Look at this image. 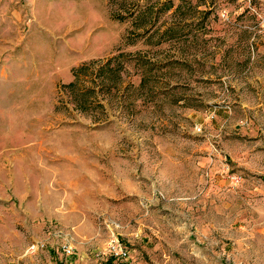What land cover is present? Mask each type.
Masks as SVG:
<instances>
[{"label": "rangeland", "instance_id": "rangeland-1", "mask_svg": "<svg viewBox=\"0 0 264 264\" xmlns=\"http://www.w3.org/2000/svg\"><path fill=\"white\" fill-rule=\"evenodd\" d=\"M100 1L0 0V264H264V0Z\"/></svg>", "mask_w": 264, "mask_h": 264}, {"label": "crops", "instance_id": "crops-1", "mask_svg": "<svg viewBox=\"0 0 264 264\" xmlns=\"http://www.w3.org/2000/svg\"><path fill=\"white\" fill-rule=\"evenodd\" d=\"M108 6V2L106 0H101L100 1V8L104 9ZM93 31V30H92ZM64 236V235H63ZM94 235H65L64 236V246H68L70 248H74V255L81 257V258H86V250L88 249V244L91 242V238ZM50 242V247H53L54 244H56L58 241H49ZM60 243V242H59Z\"/></svg>", "mask_w": 264, "mask_h": 264}, {"label": "built area", "instance_id": "built-area-1", "mask_svg": "<svg viewBox=\"0 0 264 264\" xmlns=\"http://www.w3.org/2000/svg\"><path fill=\"white\" fill-rule=\"evenodd\" d=\"M260 1H263V0H260ZM223 16L226 17L225 14ZM199 131H201V129H199ZM234 180L239 181L238 177H236ZM117 235L118 234L115 232H113L110 235V237L106 243V247H107L106 252L103 254H106L110 257H114V258H118V259H125L129 255V249L125 245V243H123V241ZM35 248L36 247L31 248V252H34ZM66 251L68 253H72L70 248H66Z\"/></svg>", "mask_w": 264, "mask_h": 264}, {"label": "trees", "instance_id": "trees-1", "mask_svg": "<svg viewBox=\"0 0 264 264\" xmlns=\"http://www.w3.org/2000/svg\"><path fill=\"white\" fill-rule=\"evenodd\" d=\"M74 85H72L71 87H73Z\"/></svg>", "mask_w": 264, "mask_h": 264}]
</instances>
